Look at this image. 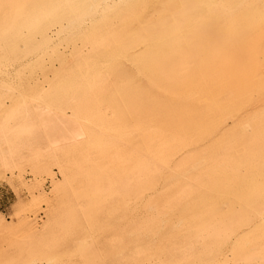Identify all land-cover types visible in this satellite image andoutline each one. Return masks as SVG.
Segmentation results:
<instances>
[{
    "label": "bare ground",
    "instance_id": "1",
    "mask_svg": "<svg viewBox=\"0 0 264 264\" xmlns=\"http://www.w3.org/2000/svg\"><path fill=\"white\" fill-rule=\"evenodd\" d=\"M27 174L32 206L59 205L76 231L146 195L149 224L186 215L157 250L108 255L124 230L107 222L62 254L22 250L26 264H264V0H0V184ZM22 213L45 238L50 219Z\"/></svg>",
    "mask_w": 264,
    "mask_h": 264
},
{
    "label": "rangeland",
    "instance_id": "2",
    "mask_svg": "<svg viewBox=\"0 0 264 264\" xmlns=\"http://www.w3.org/2000/svg\"><path fill=\"white\" fill-rule=\"evenodd\" d=\"M20 52L21 51H15V53L13 54L14 56V58H13V60H18L19 58H20ZM18 55V56H17ZM30 60H28V61H26V62H29ZM17 63H20V62H16V63H14L16 66H14V64L13 65H11L10 67L8 66L7 68H5L4 70H6V72H11V76L12 77H16L17 75H16V72L17 71H19V69H20V67L23 65V63L22 64H17ZM21 65V66H20ZM12 66H14V67H12ZM48 67H50V64L49 65H47ZM48 67H46V68H48ZM33 74H34V72H33ZM37 74H40L39 73V71H37L36 73H35V75H37ZM16 75V76H15ZM34 76V75H33ZM257 102H258V100H257ZM256 102V103H257ZM256 105H258V106H256ZM260 106H262L261 104H255V105H253V109H258V108H260ZM198 172V171H197ZM199 173V172H198ZM31 175L30 174H27L22 180L21 179H17V180H10V181H8V182H6L7 180H5V181H3L1 184H0V215L1 216H3V217H0V219L1 220H3V222H5V225L7 226V227H9V229L11 230V231H13V229H14V232H12L11 233V231L7 234V236L5 235V234H3L2 235V230L0 231L1 233V235H0V264H26L27 262L26 261H28V259H26V260H24L25 258H28L29 256H31L32 254H35V255H37V254H39V253H42L43 252V254H62V253H64V252H66L67 250H68V248L70 247V246H72V244H74L75 243V241H77L78 239H79V237H84V236H86L85 235V233L86 234H92L95 238H99L100 236H101V234L103 233V232H101V230L103 229L104 230V228H105V226L108 224L107 222H109V224H111L110 225V227L107 229V227L109 226V224L106 226V228H105V231L107 230V232H105L104 231V233L103 234H107V235H111L112 236V234H113V236H114V234H115V230H114V227L115 228H117L118 226H121L122 227V229L124 230V236H125V238H127L126 240H125V238H123L124 236H122L121 237V240H119L118 241V243H117V246H115V247H112L113 245H108L107 246V254L108 255H111V254H114V253H116L117 255H115L114 257L117 259H119V257H118V253H119V251H121V249H123L124 247H127V246H131L132 244V246L133 247H135L136 245H139V243L140 244H144L145 245V243H146V245L147 246H150L151 248H153V249H155V247H156V249L155 250H157V244H160L161 242H164V240L165 241H168V240H170V239H172V237H174L175 235L174 234H177L178 233V231L176 232V230H178V222H179V219L181 218V217H183V216H185L186 215V213H183L182 212V210H181V212L180 211H176L175 213H173V214H171V218L169 217L168 219L166 218L165 219V224H167L166 226H167V228L164 230V224L162 225V224H157V225H152V224H149L148 223V221H149V219H148V214H147V210L144 208V205H145V203H146V201H147V199H148V197H149V195H146V196H144L143 198L144 199H146V200H142V202H139V204L141 205V206H139L138 208H137V210L139 211H133V210H131V209H129L128 207L126 208V212H127V215H126V212H125V214L124 213H121L122 214V216H126V217H123V219H122V216L121 217H119V215H121V214H118V215H116V216H118V217H115V215H112V216H110L109 218H111L114 222H112V220L111 219H108V215H106V213H104V211L102 212V210L101 211H99V212H101L100 214L101 215H99L98 213L99 212H97V215L95 216V220L97 221V223L95 222V230L96 231H94V229H88V227H87V232H86V230H83V228H80V229H77V231L76 230H73V229H71V224H72V219H71V217H70V215H67L66 214V209H61V207L59 206V205H57L56 204V207H53V208H51L50 210L47 208V207H45V206H38V207H33L32 206V199L37 195V191L35 190V188H34V185H33V178L32 177H30ZM28 180V181H27ZM30 182V183H29ZM48 187H50V184H44L43 185V187H42V189L43 190H45V191H49V188ZM160 188H161V186H160ZM147 197V198H146ZM226 196H224V197H222V198H220V200H217L218 201V211L220 212V213H223V214H225V213H229L230 211H231V204H230V198H225ZM143 201H145V202H143ZM80 202L82 203V204H84V205H86V200H84V199H82V200H80ZM232 203V202H231ZM143 204V205H142ZM222 205V206H221ZM140 207H141V209H140ZM143 207V208H142ZM223 207H225V208H223ZM197 208V209H196ZM23 209H26L27 210V212H29V214H34V216L36 217L35 219L38 221V223H39V225H40V227H42L43 226V224L44 223H46L47 221H48V219H50V221L52 222L51 223V226L49 227V229H48V232H47V236L45 237V238H43V239H29L28 237H27V235L26 234H23L25 231H23V229L21 228V227H19V223H21L20 222V220L22 221V218H23V216H24V213H22L23 212ZM194 209L196 210V211H198V210H202L203 208L202 207H198V206H196V207H194ZM225 209V210H224ZM64 210V211H63ZM131 210V211H130ZM146 210V211H145ZM223 210V211H222ZM53 211H55L56 213H54ZM130 211V212H129ZM50 213V216L49 217H47L46 216V213ZM132 212V213H131ZM135 212V213H134ZM136 212H138V213H136ZM64 213V214H63ZM104 213V214H103ZM129 213V214H128ZM134 213V214H133ZM177 213V214H176ZM145 214V215H144ZM179 214V215H178ZM180 214H182V215H180ZM136 215V217H134ZM51 216H53V217H51ZM57 216V217H56ZM67 216V217H66ZM104 216V217H103ZM114 216V217H113ZM131 216V217H130ZM145 216V217H144ZM174 216H179V217H177V218H175ZM61 217H62V219H61ZM128 217V218H127ZM174 217V218H173ZM102 218H104V219H102ZM116 218V219H115ZM172 218H173V220L174 221H177V222H174L173 220H172ZM54 219V220H53ZM105 219H107V220H105ZM117 219H121L120 221L119 220H117ZM140 221H139V220ZM144 219H145V221H144ZM148 219V220H147ZM58 220H59V222H58ZM116 220H117V222L119 223V224H117L116 223V225L114 224L115 222H116ZM132 220V221H131ZM141 220H143V221H141ZM57 221V222H56ZM103 221V222H102ZM105 221H106V223H105ZM110 221H111V223H110ZM147 221V222H146ZM67 222V223H66ZM132 222V223H131ZM139 222L141 223V225H143V223L144 222H146V223H148L149 225H148V227H150L151 226V228L149 229V228H147V234H150L151 235V233H152V236H151V238L150 237H148V236H150V235H147L146 234V232L144 231V233H145V235H147V236H145V235H143L142 233H141V228L143 227V229L146 227V226H144L146 223H144V225L143 226H141L140 224H139ZM169 222H171V224L173 225H171ZM172 222H174V223H172ZM53 223H54V226H53ZM62 223V224H61ZM83 224H84V228H86V226H87V223H86V221H83L82 222ZM104 223V224H103ZM64 224V225H63ZM101 224V225H100ZM103 224V225H102ZM136 224V225H135ZM169 224V225H168ZM175 224H177V225H175ZM9 225V226H8ZM58 225V226H57ZM60 225V226H59ZM112 225H115V226H112ZM137 225H140L141 227H138ZM160 225H161V228L163 227V229H162V231H163V234L162 235H160L161 233V231H160ZM11 226H13V228L11 227ZM57 226V227H56ZM63 226H65V227H63ZM101 227V229H100V227ZM104 226V227H103ZM111 226L113 227V229L111 228ZM133 226V227H132ZM137 226V227H136ZM159 226V228H157V227ZM175 226H177V227H175ZM18 227L19 228H21V229H18ZM59 227H60V230H61V227L63 228L62 229V231L63 232H61L60 230H58L59 229ZM132 227V228H131ZM153 227V228H152ZM66 228V229H65ZM111 228V229H110ZM157 228V229H156ZM171 228V229H170ZM173 228H174V232L172 231L173 230ZM175 228H177V229H175ZM83 230V231H80V230ZM98 229V230H97ZM129 230V231H127V230ZM139 229H141V230H139ZM148 229L149 230H155V232H156V230H158L159 231V233L157 234V232L155 233L153 230L152 231H148ZM53 230V231H52ZM58 230V231H57ZM71 230V231H70ZM91 230V231H90ZM99 230H100V233L101 234H98V232H99ZM102 230V231H103ZM112 230H114V232H112ZM126 230V231H125ZM133 230H135V231H133ZM138 230H139V232L141 233V235L142 236H144V237H142V236H140V233H138ZM146 230V229H145ZM66 232V234H65V232ZM75 231V232H74ZM98 231V232H97ZM53 232H55L54 233V235L52 234ZM58 232L60 233H62V234H60V236H59V234H58ZM71 232V233H70ZM77 232V233H76ZM80 234H79V233ZM95 232H97V234L95 233ZM132 232V233H131ZM137 232V233H136ZM149 232V233H148ZM151 232V233H150ZM155 234H154V233ZM11 233V234H10ZM26 233V232H25ZM112 233V234H111ZM134 233L136 234V236L134 235ZM172 233V234H171ZM58 234V235H57ZM69 234H71V235H69ZM103 234H102V236H103ZM154 234V235H153ZM170 234V235H169ZM4 235H5V237H4ZM63 235H64V237H63ZM73 235V237H71ZM130 235V236H129ZM131 235H133L132 237H131ZM155 235H156V237H155ZM56 236V237H55ZM68 236V237H67ZM111 236H109V237H111ZM128 236H129V238H128ZM134 236H135V238H134ZM154 236V237H153ZM171 236V237H170ZM54 237V238H53ZM59 237V238H58ZM62 239H61V238ZM66 237V238H65ZM141 237H142V239H141ZM164 237V238H163ZM169 237V238H168ZM57 238V239H56ZM78 238V239H77ZM131 238H134V239H131ZM150 238V239H149ZM153 238H154V240H153ZM22 239V240H21ZM58 241V242H63L64 243V240H65V242H66V244L64 243V245H63V243L61 244V242L60 243H58V242H56V240ZM61 239V240H60ZM67 239V240H66ZM144 239V240H143ZM157 239V240H156ZM25 240V241H24ZM30 240V242H28ZM37 240L39 241V242H37ZM41 240V241H40ZM51 240V241H50ZM75 240V241H74ZM130 240V241H129ZM132 240H134V241H132ZM148 240V241H147ZM163 240V241H162ZM73 241V242H72ZM129 241V242H128ZM137 241V242H136ZM155 241V242H154ZM159 241H161L160 243L157 242ZM22 242H23V244H22ZM27 242V243H26ZM54 242H56V243H54ZM26 243V244H25ZM29 243V244H28ZM44 243V244H43ZM50 243V244H49ZM58 243V244H57ZM68 243V244H67ZM126 243H127V245H126ZM130 243V244H129ZM150 243H151V245H150ZM156 243V244H155ZM33 244V245H32ZM36 244V245H35ZM39 245V248H38V245ZM40 244H41V246H42V248H41V246H40ZM43 244V245H42ZM59 244H61V245H59ZM24 245V246H23ZM47 245H48V247H47ZM52 245H54V248H53V246ZM155 245V246H154ZM33 246V247H32ZM43 246H44V248H43ZM52 246V247H51ZM57 246V247H56ZM61 246H62V249H61ZM66 246V247H65ZM121 246V247H120ZM123 246V247H122ZM23 247V248H22ZM58 247H60V251H58L59 250V248ZM111 247H112V249H111ZM25 248H26V250H25ZM30 248H31V250H32V252L30 251ZM51 248V249H50ZM118 249V250H116V249ZM202 248L201 246H198V248H197V250L198 251H201L200 249ZM39 249V250H38ZM55 249V250H54ZM22 250H23V256H28V257H26L25 256V258L22 256V254H21V252H22ZM28 250V251H27ZM33 250H35L36 252L34 253V251ZM48 250V251H47ZM115 250V251H114ZM30 251V252H29ZM56 251V252H55ZM46 252V253H45ZM54 252V253H53ZM90 252H94V250L92 249ZM109 252H111V253H109ZM19 254V255H18ZM28 254V255H27ZM17 257H20V262H18L19 261V258L17 259ZM21 258H23V259H21ZM117 259V260H118ZM16 260H18V261H16ZM13 263H12V262ZM39 263H41L40 261L37 263V264H39ZM45 263V262H44ZM43 263V264H44ZM42 264V263H41ZM69 264V263H68ZM72 264V263H71Z\"/></svg>",
    "mask_w": 264,
    "mask_h": 264
}]
</instances>
